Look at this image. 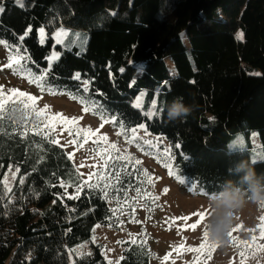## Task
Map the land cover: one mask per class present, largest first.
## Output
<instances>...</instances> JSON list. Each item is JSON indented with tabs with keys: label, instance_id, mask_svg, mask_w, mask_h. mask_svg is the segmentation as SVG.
I'll return each instance as SVG.
<instances>
[{
	"label": "trees",
	"instance_id": "16d2710c",
	"mask_svg": "<svg viewBox=\"0 0 264 264\" xmlns=\"http://www.w3.org/2000/svg\"><path fill=\"white\" fill-rule=\"evenodd\" d=\"M0 7V40L21 48L35 76L43 75L44 91L83 108L95 102L99 112L88 113L99 120V113L115 117L111 127L126 142L127 129L144 124L161 142L130 144L168 174L170 164L169 176L200 195H219L226 181L243 175L229 172L240 160L250 161L246 151L227 150L232 136L256 132L264 147V0H23V7L0 0ZM62 28L85 35V47L79 38L78 47L55 44L52 36ZM54 48L59 57L49 67ZM141 92L138 109L133 103ZM177 97L195 108L186 119L170 122L166 106ZM153 100L156 114L148 118L144 112ZM13 109L18 123L5 119L9 132L19 130L23 117ZM22 123L27 139L0 135V264H107L100 245L91 244L90 253L74 263L69 251L88 241L97 225L118 227L104 192L115 206L128 202L129 193L144 191L142 171L123 162L103 172L111 186L97 179L90 184L99 187H84L64 149L45 138L53 136L31 117ZM251 164L264 173V161ZM11 169L19 171L5 194L3 177ZM151 258L149 245L138 240L124 244L118 264H150Z\"/></svg>",
	"mask_w": 264,
	"mask_h": 264
},
{
	"label": "rangeland",
	"instance_id": "374dc122",
	"mask_svg": "<svg viewBox=\"0 0 264 264\" xmlns=\"http://www.w3.org/2000/svg\"><path fill=\"white\" fill-rule=\"evenodd\" d=\"M60 33L63 35H59ZM38 36L39 41L43 40L41 43H45V31H43V36L39 31ZM52 37L55 44L66 49L77 46V38H79L82 48L87 42L85 35L77 36L64 28L57 30ZM10 56L23 57L20 61L22 68L20 66L4 67L9 62ZM58 57L59 54L54 48L47 58L48 66L51 67ZM35 75L18 45L5 47L0 44V90L5 94H10L9 90L14 88L39 97L36 101L37 109H42L45 105L49 106L47 112L40 117L35 115L29 117L39 125L42 132L59 140L60 143L56 145L64 149L66 154H73L71 162L82 177L83 183L88 180L89 173L94 175L91 180H88V183H97L95 174H103L107 167L110 166L113 169L116 164L126 162L117 160L115 158L117 155H129L140 160L141 164L139 165L134 162L128 164H132L134 168L138 166L142 173L143 170H146L148 177L151 178L150 182H145L146 185L142 189L140 188L141 191L144 190L143 193H129L130 200L128 202H121L115 206L113 201L106 197L111 208L118 209L115 212L118 227L111 229L100 225L99 227L95 226L88 241L79 243L69 251L71 263H74L75 258L89 254L90 245L93 244L102 247L107 264L110 261L111 264H118L122 257L124 244L132 243L131 241L135 239L136 241L143 240L149 245L152 251L150 264H264V236H261V229L264 225L260 221V217L264 216V205L249 203L236 214L232 227L235 230L232 231L231 237H228L226 244L215 242V247L206 246L200 252L191 251L192 248H199L201 243L207 245L214 242L210 239L207 242L203 240L206 221L211 215L208 197L200 195L194 186L191 187L183 182L173 180L168 172L159 167L152 158L124 141L118 131L111 127V123L101 121L88 112L85 113L80 104L66 95L49 94L46 91H41L36 83H29L28 78L31 77H35L37 82H40V77ZM44 90L47 89L44 87ZM13 106L20 109L23 107L18 101L11 105L12 108ZM55 113L78 118L76 128L87 129L90 127L94 132L99 129V132L94 136L89 135L85 140L82 134H76L75 128L72 129L73 134L69 135L68 126L62 121H52L50 128L41 124L42 120H47ZM102 124L103 127H101ZM102 135L108 137L107 143L99 140ZM137 136L152 140L154 143L158 141L157 145L161 142L157 137L150 134L145 135L143 129L137 132ZM69 141H75V143H69ZM139 142L146 145L142 140ZM111 143L117 145V148L120 149L119 153L112 152L108 147ZM227 150L229 152H248L251 163L264 161V147L256 132H250L248 135L239 133L232 136L227 142ZM109 152H112V159L108 160L107 167H102L105 163L102 157H106ZM14 170H9L3 177L2 184L5 194L9 193L4 188L5 178H7L8 186L12 189L17 174L15 172L13 178ZM105 176L107 179L103 181L109 184L110 176ZM143 176L145 181L147 178L144 174ZM193 212L205 214L195 230L189 226L199 219V217L191 215ZM185 216H188L189 220H184ZM253 236L256 237L255 241L252 239ZM166 255L168 260L165 261L163 258Z\"/></svg>",
	"mask_w": 264,
	"mask_h": 264
},
{
	"label": "snow or ice",
	"instance_id": "6c2138e0",
	"mask_svg": "<svg viewBox=\"0 0 264 264\" xmlns=\"http://www.w3.org/2000/svg\"><path fill=\"white\" fill-rule=\"evenodd\" d=\"M15 2L20 5L21 7H23V0H15ZM4 11V8L3 7H0V12H3ZM28 31H31V29H28L25 33V35H27V32ZM40 34L41 36H43V29H40ZM59 35H63V33H60ZM242 36V34H241ZM24 37L21 36L20 39L22 40ZM41 42H43V40H41ZM0 44H3L5 47H9V45H7V43L3 40H0ZM9 62L7 64L4 65V67H7V68H13L14 66H20L22 68V65H20V61L23 59V57H20V56H10L9 58ZM121 71H123V69H121ZM25 78H28V77H25ZM43 75L39 78L40 81H43ZM76 79H79V76L77 75L75 77ZM29 79V83H36L37 84V87H39L41 89V91H44V85L42 82H37V79L35 77H31V78H28ZM85 90H87V85H85ZM9 93L10 94H5L2 90H0V135H12V134H18L22 139H27V135H28V131L29 129H27L26 127H24L22 121L23 120H26L29 116L31 115H35L37 117H40L43 113L47 112L49 106L48 105H45L42 109H37L36 107V101L39 99V97L35 96V95H31L29 93H26V92H23V91H20L18 89H10L9 90ZM50 94H57V93H50ZM144 95L145 93L141 92V94L136 97L134 103H133V107L135 108H142L143 106V98H144ZM73 99H75V97H73ZM17 101L19 102L20 105H22V112H23V117L21 118V123H20V128L19 130L16 129V128H13L12 129V132H9L7 129L4 128L3 124H4V121L5 119H8V120H12V123L15 125L17 124L18 122L16 120H14L11 116V112L15 111V109L11 108L10 105L12 104H15L17 103ZM83 102V101H82ZM101 106L99 105H95V102H93L92 105H89L87 103H85L84 105V108H83V111L85 113H87L89 110H92L93 114H97L99 112V108ZM156 101L153 100L151 102V108L148 110V111H145L144 112V115L148 118H151L152 116H154L156 114ZM100 114V118L102 121L106 122V123H115V117H105V115L103 113H99ZM52 121H62L66 126H68V132H69V135H72L73 132H72V129L75 128V132L76 134L78 135H83V138L86 140L87 137L89 135H96L97 132H99V129H96V131L94 132L90 127L85 129V128H76L75 126L77 125L78 123V118L76 117H66L64 116L62 113H55L53 116L51 117H48L47 120H42L41 121V124H44L45 127H52ZM37 128H39V125L36 126ZM101 127H103V124L101 125ZM121 128H124V125L121 124L120 125ZM140 129H143L144 130V133L145 135H148L147 133V129L145 127L144 124H140L138 126V128H131V129H127V131L130 133V138L128 140L129 143H133L137 140H142L144 144L150 146V147H156L157 146V143H154L152 140H146V139H143V137H138L137 136V132L140 130ZM35 134L36 135H40L41 132L40 131H35ZM120 134V133H118ZM46 139H48V142L49 143H52V144H59V140L55 139V138H49V137H45ZM99 140L100 141H103L105 143H107L108 141V137L106 135H102L99 137ZM69 143H75V141H69ZM108 147L112 150V152H115V153H119L120 152V149L117 148V145L114 144V143H111L108 145ZM112 152H109L107 153V156L106 157H102V159L105 160V163L104 165H102V167H107L108 166V160L112 159ZM165 155H167L168 157V160H171V155L170 153H168V150L166 149L165 150ZM68 156V159L71 160L73 158V154L72 153H68L67 154ZM117 160H123V161H126L127 163H135L136 165H139L141 164V161L138 160V159H135L134 157H131L129 155H117L115 157ZM94 167V165H93ZM165 167H168L169 168V175L172 174V171H171V166L170 164H165ZM19 171V169H15L13 171V178L15 177V172ZM137 171H141L140 169H137ZM143 174L145 175V177L147 178L144 182H150V177H148V174H147V171L146 170H143ZM82 175V174H81ZM94 174L93 173H89L88 175V180H91L92 179V176ZM97 176V179L98 180H105L107 179V177L103 174H95ZM115 179L117 180V182H119V173H117L115 175ZM88 180H85L84 181V187H99V184H89L88 183ZM21 183H23V180L20 181ZM111 186L110 184H106L105 187H109ZM61 187H65L64 184H61ZM4 188L7 192H10L11 191V188L8 186V183H7V178H5V181H4ZM79 191H80V186L77 185V194H79ZM165 191H167V189H165ZM104 195L105 197H107V192H104ZM145 195H148L147 193H145ZM156 199H158V197H156ZM120 202L117 201V204H119ZM118 209H113V213H115ZM193 217H199V219H197L196 223H193V224H190L189 226L195 230L196 227H197V224H199L203 218H204V213L203 212H193L191 214ZM184 220H189V217L188 216H185L183 217ZM260 221H261V224L264 225V216L260 217ZM97 227H99V225H97ZM205 229H206V225H205ZM235 229H232L229 233H228V237H231L232 235V231H234ZM261 236H264V227H262L261 229ZM209 237H208V232H207V229L204 231L203 233V240L204 241H208ZM253 241L256 240V237L253 236ZM133 244H136V240L133 239L131 241ZM206 246H209V247H215V242H212L210 244H207L206 243H201L200 247L199 248H192L190 249L191 251L193 252H200L201 249H204ZM165 261L168 260V256H164L163 258ZM109 264H111V261L109 262Z\"/></svg>",
	"mask_w": 264,
	"mask_h": 264
},
{
	"label": "clouds",
	"instance_id": "9594fccd",
	"mask_svg": "<svg viewBox=\"0 0 264 264\" xmlns=\"http://www.w3.org/2000/svg\"><path fill=\"white\" fill-rule=\"evenodd\" d=\"M194 104H185L182 97L175 98L166 106L168 121L186 119L194 110ZM229 172L243 173L239 181H226L227 187L219 195L212 193L208 197L211 208L206 229L210 240L226 244L228 233L235 223L236 214L247 204L264 205V173H257L249 160L242 159Z\"/></svg>",
	"mask_w": 264,
	"mask_h": 264
}]
</instances>
